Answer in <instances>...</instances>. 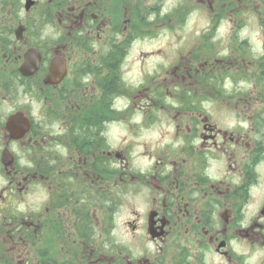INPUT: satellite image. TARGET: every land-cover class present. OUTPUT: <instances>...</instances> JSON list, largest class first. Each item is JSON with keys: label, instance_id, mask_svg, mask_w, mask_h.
Instances as JSON below:
<instances>
[{"label": "flooded vegetation", "instance_id": "flooded-vegetation-1", "mask_svg": "<svg viewBox=\"0 0 264 264\" xmlns=\"http://www.w3.org/2000/svg\"><path fill=\"white\" fill-rule=\"evenodd\" d=\"M0 264H264V0H0Z\"/></svg>", "mask_w": 264, "mask_h": 264}, {"label": "rangeland", "instance_id": "rangeland-1", "mask_svg": "<svg viewBox=\"0 0 264 264\" xmlns=\"http://www.w3.org/2000/svg\"><path fill=\"white\" fill-rule=\"evenodd\" d=\"M188 24H190V22H189ZM191 24L193 25V22H192ZM188 39H191V38H189V37H186V40H188ZM186 40H185V41H186Z\"/></svg>", "mask_w": 264, "mask_h": 264}]
</instances>
